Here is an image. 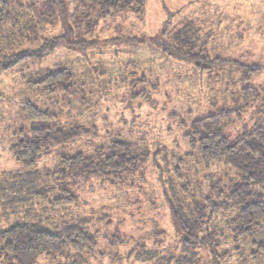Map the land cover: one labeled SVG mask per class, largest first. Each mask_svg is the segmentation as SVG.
Instances as JSON below:
<instances>
[{
    "label": "rangeland",
    "instance_id": "1",
    "mask_svg": "<svg viewBox=\"0 0 264 264\" xmlns=\"http://www.w3.org/2000/svg\"><path fill=\"white\" fill-rule=\"evenodd\" d=\"M10 1L0 64L9 54L37 51L59 38L40 59L27 58L9 70L0 65V233L25 223L58 232L66 221L86 214L103 229L97 258L89 264H264V244L257 247L250 237L236 240L223 216L218 258L196 239L186 251L168 198L187 209L191 199L183 184L190 182L189 191L203 196L224 174L227 185L239 177L223 163L206 167L188 133L195 119L236 108L237 98L243 102L239 90L246 83L261 95L242 118L224 127V134L233 140L264 124V0H147L141 13L118 14L87 0ZM190 28L202 33L201 40L192 37L194 44L206 42L201 48L175 38L177 30ZM180 49L194 53L198 63L175 55ZM218 57L227 60L219 63ZM254 63L258 74L251 69ZM65 68L71 78L47 82ZM26 101L56 114L61 127L83 125L92 131L51 148L26 167L12 149L16 133L31 126ZM114 139L139 143L150 152L145 180L119 185L92 180L83 187L57 180L62 156L92 155ZM64 186L77 201H53ZM39 189L44 198H24ZM99 218L104 221L98 223ZM51 261L43 257L38 264ZM52 264L71 263L60 258Z\"/></svg>",
    "mask_w": 264,
    "mask_h": 264
},
{
    "label": "trees",
    "instance_id": "2",
    "mask_svg": "<svg viewBox=\"0 0 264 264\" xmlns=\"http://www.w3.org/2000/svg\"><path fill=\"white\" fill-rule=\"evenodd\" d=\"M87 1L100 5L108 14H118L126 10L141 13L148 3L147 0ZM49 2L53 5V1ZM58 2L60 6L64 5L63 2ZM10 4V0H0V45L1 41L7 37L6 31L11 15ZM49 9L55 8L49 6ZM55 16H58V12ZM261 21H263L262 17L258 22ZM190 29L192 31L177 30L175 33L177 41L188 44L192 43V37L201 40L199 34L202 33L198 29ZM181 33H184V38ZM208 35L206 32L205 36L208 37ZM58 38L53 37V40L42 44L40 50L21 51L5 56L0 64L1 70H9L27 58H42L47 52L57 47ZM196 40L195 44H191L192 46L201 48L203 44H206L202 41L201 45H197ZM178 51L181 54L175 55L197 62L194 53L187 54L181 49ZM203 57L210 59L208 55ZM226 60L227 58L224 57L217 58L219 63ZM251 69L258 74L257 71L260 69L258 63L252 64ZM65 76L68 78L72 76L68 68L50 74L46 80L54 82ZM246 84L239 90L243 102L237 98L236 108L222 107L214 113L195 119L188 133L192 148L198 149L206 167L223 163L235 169L239 177L236 181L231 178L232 183L227 185L228 183H224L226 177L224 174L222 180L211 183L208 193L203 196H197L196 193L189 191L190 182L183 184L185 192L191 199L190 207L187 209L180 204L174 205L173 200L168 197L172 204L171 214L180 230L177 235L183 239L186 251L193 248L191 239H196L198 242L195 244L207 247L213 257L218 258L220 256L219 236L224 231L219 227L222 216L227 218L224 223L230 225L228 227L236 240L248 237L257 239L264 235V124L254 125L233 140L224 134V127L242 118L246 108L261 95L256 87ZM241 103H244L242 107ZM24 110L27 119L31 121V126L23 127L16 133L12 149L16 159L23 162L26 167L36 165L51 148L67 144L78 136L92 131V128L83 125L61 127L56 114L50 110L41 109L31 101H26ZM150 156V152L142 149L139 143L114 139L98 147L92 155L80 152L62 156L57 163L55 177L63 185L68 181L73 182L71 186L74 187H83L92 180H100L101 183L109 181L112 185H119L135 178L143 180ZM178 173L182 174V169L179 168ZM61 191L63 192L56 195L53 201L62 200L60 204H71L77 201L78 195L72 194L70 189L64 186ZM35 194L37 198L42 196L39 189L30 192L24 198L27 199ZM45 194L48 196V193ZM20 197L23 199V196ZM86 216V214L78 215L66 221L58 232L28 223L16 224L3 230L0 233V264H38L43 257L52 259L51 264L60 258L68 259L71 264L91 263L97 258L100 234L103 233V229L97 228L96 224ZM103 221V218L97 219L98 223ZM256 239L254 245L263 246L264 238ZM254 252H252L253 256H255ZM224 255H228L227 252Z\"/></svg>",
    "mask_w": 264,
    "mask_h": 264
}]
</instances>
